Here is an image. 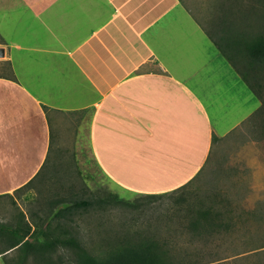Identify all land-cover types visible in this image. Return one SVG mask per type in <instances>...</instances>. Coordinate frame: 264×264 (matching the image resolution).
I'll list each match as a JSON object with an SVG mask.
<instances>
[{"label":"crops","instance_id":"obj_1","mask_svg":"<svg viewBox=\"0 0 264 264\" xmlns=\"http://www.w3.org/2000/svg\"><path fill=\"white\" fill-rule=\"evenodd\" d=\"M205 29L183 0H0V196L41 173L52 127L79 111H91L93 156L122 191L192 179L212 135L261 106Z\"/></svg>","mask_w":264,"mask_h":264},{"label":"rangeland","instance_id":"obj_2","mask_svg":"<svg viewBox=\"0 0 264 264\" xmlns=\"http://www.w3.org/2000/svg\"><path fill=\"white\" fill-rule=\"evenodd\" d=\"M223 1L183 0L207 29H211L217 18L225 16V9L218 7ZM249 1L252 0H240L245 9ZM259 15L263 18L264 11L259 10ZM9 73V66L0 62V74ZM259 74L257 89L264 99V86H261L264 73ZM91 114V111L62 114L59 124L52 127L57 140L51 146V155L40 175L30 187L0 196V223H14L24 213V219L37 231L46 223V215L42 212L44 201L67 199L71 192L82 198H105L107 194H114L137 201L138 205L129 208L115 201L102 208L94 205L85 212L80 209L60 219L62 223L71 224L90 253L103 252L125 241L152 238L163 244L175 264H264V136L253 121L245 122L251 114L237 126L238 132H229L215 140L208 160L188 184V190L220 192L226 197V206L234 211L231 228L204 232L200 237L188 229L185 218L177 215L181 206L174 197L181 193L180 190L173 193L174 189L145 193L122 191L103 174L87 135ZM57 130H61L62 135ZM163 193L166 194L158 197ZM146 194L157 197L148 199L144 197ZM57 220L52 219L51 231ZM14 251L11 253L16 257L17 251ZM71 254L69 248L61 246L53 253V259L60 255L67 263ZM5 257L10 256L6 254ZM26 264H33L31 258Z\"/></svg>","mask_w":264,"mask_h":264},{"label":"trees","instance_id":"obj_3","mask_svg":"<svg viewBox=\"0 0 264 264\" xmlns=\"http://www.w3.org/2000/svg\"><path fill=\"white\" fill-rule=\"evenodd\" d=\"M257 5L258 9L255 8ZM218 7L225 9V16L217 18L211 29H205V33L249 89L260 99L261 106L245 122L253 121V125L264 136V99L257 89V85L260 86L257 76H260V72L264 73V17L259 15V10L264 11L259 9L264 7V0L249 1L246 9L240 0H224ZM260 78L263 80V75ZM261 86L263 87L264 83ZM43 109L46 111L47 107L43 106ZM236 132L237 127L232 129L230 134ZM218 138L212 135L211 146ZM38 175L40 171L20 189L30 187ZM192 179L172 191V193L176 190L181 191L174 200L181 206V211L177 215L186 219L188 229L200 237L204 232L213 233L221 231L222 228L224 230L231 228L234 211L230 206H226V197L215 190L206 193H201L199 188L188 190V184ZM164 194L166 193L158 197ZM170 196L171 193L168 197ZM144 197L150 199L157 195L146 194ZM115 201L129 208L138 205L137 201H128L114 194H107L105 198H82L75 192H71L67 199L44 201L42 212L46 215L44 219L46 223L43 228L31 230L33 225L24 219V213L22 218H17L14 223H0V254L16 248L21 252L16 264H25L29 255L36 264H175L167 250L163 248V244L152 238L135 242L125 241L103 252L90 253L75 235L71 224L60 222V219H66L67 215H72L80 209L85 212L94 205L102 208ZM53 218L58 220L51 231L50 223ZM61 246L69 248L72 252L67 263H64L60 255L53 259V253Z\"/></svg>","mask_w":264,"mask_h":264},{"label":"water","instance_id":"obj_4","mask_svg":"<svg viewBox=\"0 0 264 264\" xmlns=\"http://www.w3.org/2000/svg\"><path fill=\"white\" fill-rule=\"evenodd\" d=\"M4 57V48L0 47V58Z\"/></svg>","mask_w":264,"mask_h":264}]
</instances>
